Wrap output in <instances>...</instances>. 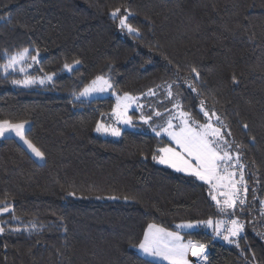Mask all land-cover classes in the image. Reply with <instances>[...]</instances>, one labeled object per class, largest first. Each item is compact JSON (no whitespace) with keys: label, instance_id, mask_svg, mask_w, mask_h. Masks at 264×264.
I'll return each instance as SVG.
<instances>
[{"label":"trees","instance_id":"obj_1","mask_svg":"<svg viewBox=\"0 0 264 264\" xmlns=\"http://www.w3.org/2000/svg\"><path fill=\"white\" fill-rule=\"evenodd\" d=\"M116 8L121 12L113 18ZM125 10L138 34L121 31ZM23 48L40 50L30 75L43 68L57 76L41 88H23L11 83L22 73L0 71V119L28 121V138L45 154L37 163L15 139L0 140V201L19 217L0 214V221L21 229L0 235V264H146L133 245L148 224L175 230L181 222L218 217L204 183L152 160L167 139L129 129L118 139L95 133L114 98L73 96L98 75L110 77L118 95L173 83L183 110L200 122L204 101L222 117L246 165L249 190L240 216L259 213L264 0H0V64L6 52ZM75 60L74 71L62 70ZM185 234L208 245L204 264H264V241L248 229L239 248L213 241L212 230Z\"/></svg>","mask_w":264,"mask_h":264},{"label":"snow or ice","instance_id":"obj_2","mask_svg":"<svg viewBox=\"0 0 264 264\" xmlns=\"http://www.w3.org/2000/svg\"><path fill=\"white\" fill-rule=\"evenodd\" d=\"M120 12L121 9L116 8L110 15L117 18ZM131 15L126 10L123 15H119V27L122 30L126 29L129 34H138L139 30L128 23ZM35 53V55H31L29 48H23L10 55L6 52L7 59L3 64H0V69L5 74H8L9 70L22 73V79L11 81L17 86L31 87L36 84L46 85L49 82H54V78L57 76L56 72L49 73L40 68L39 71L43 73L42 75L34 76L28 73V69L32 68L34 64H40L39 48L35 49ZM29 60L32 63H28ZM79 64L80 61L78 60L71 64L65 62L62 70L72 72L74 66ZM192 72L195 73L196 77L199 76L195 68L192 69ZM172 88V84L166 86L167 97L176 99L172 105L174 111L165 109L167 119L160 131L152 128L157 136L163 133L170 142L163 147H158L152 155V160L206 184L209 189L208 195L215 202L218 216V218L209 217L206 220L177 224L175 227L177 229H195L201 226L210 228L214 234L213 238L220 237L227 243L239 248V241L243 238L242 233L245 232L246 226L240 215L245 212L249 190L245 180L246 165L242 162L239 145L233 151L232 144L226 139V134L222 128L213 123V117H215L216 123H222L220 117L216 116L215 112L210 114L206 111L204 101L200 102V110L207 120L201 123L190 112L183 110V105L178 99L179 94L174 95ZM189 88L192 92L198 91L192 84H189ZM109 90H112V94L116 97V104L113 106L109 117L114 119L115 123L108 124L98 121L95 127V131L98 133L119 137L122 134L121 128L117 127L116 124L134 127L133 117L129 115V110L133 108V105L141 109L138 119L149 124V127H152L149 122L153 120L154 116L159 118L163 115L159 111L146 115L143 111L144 106L138 103L140 97L133 96L128 92L123 93L122 96L116 94L111 78L105 75L96 76L84 86L82 91L75 95L74 99L79 100L81 97H89ZM147 95L155 96L157 93L149 89ZM28 123V121L12 122L8 119H0V138L14 135L27 145L36 157L44 160V152L26 134ZM244 127L246 128L247 125ZM230 134V132L227 133V135ZM70 195H74V193H70ZM116 198L109 197V199ZM260 203L262 206L261 215H264V201H260ZM4 213H10L12 220L19 221V217L15 215L14 207L6 201H0V214ZM3 223L5 222L0 221V235H4L6 231H21L19 227L6 229L2 226ZM31 227L35 228L36 225L32 224ZM257 235H262L264 238V234L257 233ZM133 247H136L144 256L154 258L146 261V264H160L161 261H166L167 264H204L208 260L207 244L192 239L185 240L179 231H169L167 228L156 224H148L142 239ZM189 257L195 258V260Z\"/></svg>","mask_w":264,"mask_h":264},{"label":"rangeland","instance_id":"obj_3","mask_svg":"<svg viewBox=\"0 0 264 264\" xmlns=\"http://www.w3.org/2000/svg\"><path fill=\"white\" fill-rule=\"evenodd\" d=\"M118 25H119V22H118ZM121 31L124 33H126L127 32V30L126 29H124V30H122L121 29ZM128 33V32H127ZM30 50V49H29ZM31 55H35L36 53H34V54H32V53H30ZM40 58V57H39ZM28 63H32L30 60L28 61ZM38 68V65H36V64H34L33 65V67L32 68H29L28 69V73H30V72H35V70ZM0 71L1 72H3L2 71V69H0ZM10 72H13L12 70H9V73ZM18 72V71H17ZM4 73V72H3ZM38 75H42V74H34V76H38ZM90 83V82H89ZM88 83V84H89ZM49 84H51V82H49V83H47L46 85H49ZM168 84H172L173 85V88H172V91H173V93H174V95L175 94H178V92L176 91V89H175V85L173 84V83H170V82H168V83H164V84H162V85H159L160 87H156V89H152V90H154L156 93H157V95H155V96H148L147 95V93H148V91H146L145 93H143V94H139V95H133V96H137V97H140V99L138 100V103L139 104H141V105H143L144 107H143V111H144V113L146 114V115H148V114H151V113H153L154 111H159V112H161L163 115L161 116V117H159V118H157V117H153V120L152 121H150L149 123L152 125V127H149V124H145V123H143V121H140L139 119H138V117H139V115H140V111H141V109H138V108H136L135 107V105H133V108H131L130 110H129V115H131L132 117H133V122H134V127L133 126H130V125H124V124H116V126L117 127H120L121 128V131L122 130H124V129H129V130H133V131H137V132H141V133H147V134H152V135H154V136H157L156 135V133L155 132H153V130H152V128L154 127V128H156V131H160V128H161V126H163L164 125V123H165V121H166V119H167V113H165V109H169V110H173L174 111V109L172 108V105H173V103H175L176 102V99L175 98H172V99H170V98H168L167 97V91H166V86L168 85ZM46 85H39V84H36V85H33V86H31V87H23V86H18V87H23V88H41V87H43V86H46ZM84 88V87H83ZM82 88V89H83ZM82 89L80 90V91H82ZM79 91V92H80ZM78 92V93H79ZM78 93H76V94H78ZM75 94V95H76ZM75 95L73 96V97H75ZM123 94H121V96H122ZM108 96H111V97H113L114 98V105L116 104V97H115V95H113L112 94V90H109L108 92H105V93H100V94H93L92 96H89V97H81L79 100H76V99H74V100H76V101H83V100H90V99H94V98H103V97H108ZM179 99V98H178ZM199 109H200V103H199ZM204 109L206 110V111H208L209 113H210V111H209V109H208V107H206L205 106V104H204ZM201 111V110H200ZM112 112V111H111ZM111 112L110 113H108L107 114V116L105 117V119H103V120H100L101 122H104V123H108V124H113V123H115V121H114V119H110L109 117L111 116ZM203 114V113H202ZM211 114V113H210ZM216 114V113H215ZM216 116H219L220 117V121L222 122V123H216V121H215V117H213L212 118V120H213V123L215 124V126H217V127H221L222 128V131L226 134V139L232 144V142H231V140H230V138L228 137V135H227V133H226V126H225V124H224V121H223V119H222V117L220 116V115H218V114H216ZM206 120H207V118L206 117H204V121L203 122H201V123H204V122H206ZM174 123H175V121H174ZM28 127H29V123H28V125L26 126V128L28 129ZM95 133L96 134H98V135H101V136H103V137H107V138H111V139H118V137H115V136H112V135H110V134H103V133H98V132H96L95 131ZM157 137H164L165 139H167L168 141H169V138L166 136V135H164L163 133L160 135V136H157ZM5 138H13V139H15L20 145H22V147H24L25 149H26V151H28V153L33 157V159L37 162V163H43L44 162V160H40L38 157H36L32 152H31V150L27 147V145H25L18 137H15L14 135H11V136H7V137H5ZM1 139H4V138H0V140ZM170 142V141H169ZM164 146V145H163ZM163 146H161V147H163ZM232 148H233V151H235L236 150V147L232 144ZM243 162V161H242ZM244 163V162H243ZM245 164V163H244ZM165 167H167L168 169H170V170H172V171H174L175 173H178V174H182V175H185V176H187L185 173H180V172H176L174 169H171V168H169L168 166H166L165 165ZM245 171V170H244ZM189 177V176H188ZM192 178V177H191ZM194 179V178H193ZM198 181V180H197ZM200 182H202V181H200ZM203 183V182H202ZM206 185V184H205ZM207 186V185H206ZM207 188H208V186H207ZM208 191H209V189H208ZM210 197V196H209ZM211 199V198H210ZM212 201V200H211ZM262 201H264V199L262 200ZM213 202V201H212ZM213 204L215 205V202H213ZM261 212H262V206H261V203H260V211H259V213H254L252 216H250V217H248V218H246V219H244V218H242L241 216H240V218H241V220H243L244 222H245V224H246V226H245V230L246 229H248V230H250L251 232H253V233H260V234H264V215H261ZM247 213H248V211H247ZM5 214V213H4ZM259 215V216H258ZM218 218V217H217ZM181 223H186V222H181ZM181 223H178V224H181ZM263 224L262 225V227H260V224ZM177 225V224H176ZM147 228V227H146ZM201 228H204V227H199V228H195V229H177L176 227H175V230H169V231H179L180 232V234L184 237V239L185 240H188V239H191V237L190 236H187L186 234H185V232H193V231H197V230H199V229H201ZM204 230H211L210 228H204ZM243 234V233H242ZM260 237H261V239L264 241V238H262V235H260ZM214 239H217V237L216 238H214ZM213 239V240H214ZM225 243H226V241H224ZM133 249L138 253V254H140L141 256H143V257H145L146 259H148V260H153L154 258H152V257H146V256H144L136 247H133ZM190 259H193L194 260V258H192V257H189ZM160 263H162V264H167V262L166 261H161Z\"/></svg>","mask_w":264,"mask_h":264},{"label":"built area","instance_id":"obj_4","mask_svg":"<svg viewBox=\"0 0 264 264\" xmlns=\"http://www.w3.org/2000/svg\"><path fill=\"white\" fill-rule=\"evenodd\" d=\"M213 241H218V242H221V243H225L223 239H221L220 237H217V239H214ZM195 260V258H194Z\"/></svg>","mask_w":264,"mask_h":264},{"label":"crops","instance_id":"obj_5","mask_svg":"<svg viewBox=\"0 0 264 264\" xmlns=\"http://www.w3.org/2000/svg\"><path fill=\"white\" fill-rule=\"evenodd\" d=\"M157 164H159V163H157ZM160 166H164L165 167V165H161V164H159ZM207 251V250H206Z\"/></svg>","mask_w":264,"mask_h":264}]
</instances>
